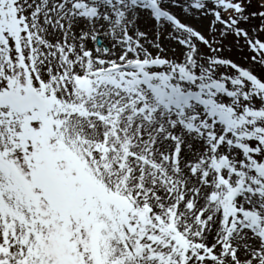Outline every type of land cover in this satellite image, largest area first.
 I'll return each instance as SVG.
<instances>
[{
    "label": "snow or ice",
    "instance_id": "obj_1",
    "mask_svg": "<svg viewBox=\"0 0 264 264\" xmlns=\"http://www.w3.org/2000/svg\"><path fill=\"white\" fill-rule=\"evenodd\" d=\"M0 264H264V0H0Z\"/></svg>",
    "mask_w": 264,
    "mask_h": 264
}]
</instances>
